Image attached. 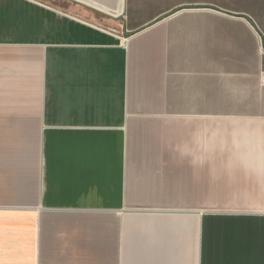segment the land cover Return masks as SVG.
<instances>
[{
    "label": "crops",
    "instance_id": "0c3cea01",
    "mask_svg": "<svg viewBox=\"0 0 264 264\" xmlns=\"http://www.w3.org/2000/svg\"><path fill=\"white\" fill-rule=\"evenodd\" d=\"M262 74L264 0H0V264H264Z\"/></svg>",
    "mask_w": 264,
    "mask_h": 264
},
{
    "label": "built area",
    "instance_id": "2783aa9c",
    "mask_svg": "<svg viewBox=\"0 0 264 264\" xmlns=\"http://www.w3.org/2000/svg\"><path fill=\"white\" fill-rule=\"evenodd\" d=\"M261 82L264 84V74L261 76Z\"/></svg>",
    "mask_w": 264,
    "mask_h": 264
},
{
    "label": "rangeland",
    "instance_id": "374dc122",
    "mask_svg": "<svg viewBox=\"0 0 264 264\" xmlns=\"http://www.w3.org/2000/svg\"><path fill=\"white\" fill-rule=\"evenodd\" d=\"M97 24H100V25H102V26H106V24H105V23H97Z\"/></svg>",
    "mask_w": 264,
    "mask_h": 264
}]
</instances>
